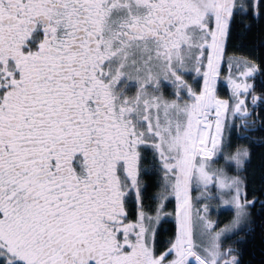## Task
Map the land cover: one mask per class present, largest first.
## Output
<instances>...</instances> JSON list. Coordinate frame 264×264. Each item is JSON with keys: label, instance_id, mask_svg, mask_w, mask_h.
<instances>
[{"label": "snow or ice", "instance_id": "1", "mask_svg": "<svg viewBox=\"0 0 264 264\" xmlns=\"http://www.w3.org/2000/svg\"><path fill=\"white\" fill-rule=\"evenodd\" d=\"M254 27L264 0H0V264H242Z\"/></svg>", "mask_w": 264, "mask_h": 264}, {"label": "trees", "instance_id": "2", "mask_svg": "<svg viewBox=\"0 0 264 264\" xmlns=\"http://www.w3.org/2000/svg\"><path fill=\"white\" fill-rule=\"evenodd\" d=\"M258 31V27H254L242 41V47L239 49L240 54L248 55L253 58L258 64L264 63V47H253L250 43L253 39L259 42V38L254 34ZM264 79V74L257 78V91L260 90V80ZM256 135H260L256 133ZM236 141H234L235 143ZM239 143H247L239 141ZM253 155L251 163L248 166V175L250 187L255 189L256 194L264 189V147H253ZM264 199V196L261 197ZM256 209L252 211L256 221L255 230L249 235L243 245L242 264H264V210H261V205L256 204Z\"/></svg>", "mask_w": 264, "mask_h": 264}, {"label": "flooded vegetation", "instance_id": "3", "mask_svg": "<svg viewBox=\"0 0 264 264\" xmlns=\"http://www.w3.org/2000/svg\"><path fill=\"white\" fill-rule=\"evenodd\" d=\"M257 207V206H256ZM256 207H255V209H256ZM254 214V213H253Z\"/></svg>", "mask_w": 264, "mask_h": 264}]
</instances>
